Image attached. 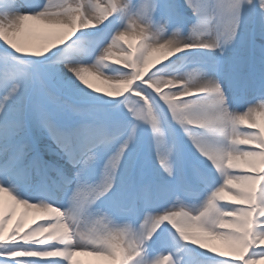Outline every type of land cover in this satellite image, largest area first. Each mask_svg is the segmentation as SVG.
Returning <instances> with one entry per match:
<instances>
[{"label":"snow or ice","instance_id":"1","mask_svg":"<svg viewBox=\"0 0 264 264\" xmlns=\"http://www.w3.org/2000/svg\"><path fill=\"white\" fill-rule=\"evenodd\" d=\"M78 255L264 264V0H0V264Z\"/></svg>","mask_w":264,"mask_h":264},{"label":"rangeland","instance_id":"2","mask_svg":"<svg viewBox=\"0 0 264 264\" xmlns=\"http://www.w3.org/2000/svg\"><path fill=\"white\" fill-rule=\"evenodd\" d=\"M21 211H22V209H18L17 215H19ZM76 259L82 261L83 264H95V262L97 260V258L90 257V256H85V257H78L77 256Z\"/></svg>","mask_w":264,"mask_h":264},{"label":"bare ground","instance_id":"3","mask_svg":"<svg viewBox=\"0 0 264 264\" xmlns=\"http://www.w3.org/2000/svg\"><path fill=\"white\" fill-rule=\"evenodd\" d=\"M86 255H78V257H85Z\"/></svg>","mask_w":264,"mask_h":264}]
</instances>
